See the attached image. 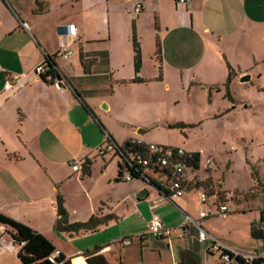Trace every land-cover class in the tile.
<instances>
[{"label": "crops", "instance_id": "0c3cea01", "mask_svg": "<svg viewBox=\"0 0 264 264\" xmlns=\"http://www.w3.org/2000/svg\"><path fill=\"white\" fill-rule=\"evenodd\" d=\"M10 1L0 0V213L46 236L71 264L79 257L89 264L97 256L120 264L121 256L111 255L114 248L124 251L134 238L141 248H149L150 240L153 248H174L177 241L180 260L184 255L191 264H200L197 251L206 252L209 242L198 244L197 232L181 227L187 215L199 218L190 198L192 191L205 190L198 184L210 181L223 193L212 175H188L192 185L186 194L169 199L144 182H118V158L100 157L96 148L107 135L119 146L134 140L152 144L139 137V132L144 136L152 130L146 121L152 108L149 93L187 86L191 91L205 84L222 87L230 69L235 84L251 70H243L235 57L238 65L230 62L231 47L237 49L241 41L254 50L252 59L258 66L264 59L263 0H191L182 6L175 0ZM139 3L143 10L135 14ZM70 24L77 29L75 38L64 30ZM134 36L142 53L140 82H133ZM63 47L72 56L57 60V65L69 86L37 78L35 68ZM80 52L96 53L89 74ZM8 81L12 85L5 90ZM75 160L82 163L81 171L73 170ZM59 196L70 223L92 216L114 219L94 232L63 233L69 243H58L50 236L58 219ZM204 208L210 210L209 205ZM153 216L169 230L161 239L149 235ZM210 218L202 221L204 229ZM127 223L141 230L114 232ZM2 231L0 246L13 243V231L0 225ZM129 238L128 246L118 242ZM99 247L103 249L94 254ZM20 249L17 245L0 252V264H8L12 256L21 263Z\"/></svg>", "mask_w": 264, "mask_h": 264}, {"label": "rangeland", "instance_id": "374dc122", "mask_svg": "<svg viewBox=\"0 0 264 264\" xmlns=\"http://www.w3.org/2000/svg\"><path fill=\"white\" fill-rule=\"evenodd\" d=\"M262 4L264 6V0ZM229 45H235L232 39H229ZM238 45L235 50L231 47L230 62L237 66L236 58L242 62L243 70L251 69L247 75H253V78L249 82L242 83L239 78L235 84L231 82L229 88L226 82L222 87L205 84L191 91L187 86L167 93H149L152 108L148 110L146 121L152 130L139 137L155 145L200 154V168L188 169V175L193 179L196 174L202 178L211 174L216 189L223 192L225 198L222 200L229 210L225 217H211L205 224L206 231H213L217 238L213 237L232 249L264 253V240L252 236L253 226L264 233L260 212L264 206V59L255 66L254 50L250 45L242 41ZM222 59L226 61L224 57ZM179 123L189 127H171ZM209 157L213 158L210 172L205 168ZM200 191L203 190L192 191L190 195L196 210L201 205ZM209 209L215 212V207L209 206ZM121 230L132 233L141 228L127 223L119 225L114 232L117 234ZM3 233L0 232V236ZM50 237L61 244L69 243L67 235L56 230ZM132 243L124 251L114 248L111 255L114 258L121 256L122 264L179 263L182 248H177V241L174 248H153L154 240L146 243L149 248H141L137 238L132 239ZM197 253L200 264L219 262L220 254L211 257L199 249ZM8 264L21 263L12 256L8 258Z\"/></svg>", "mask_w": 264, "mask_h": 264}, {"label": "built area", "instance_id": "2783aa9c", "mask_svg": "<svg viewBox=\"0 0 264 264\" xmlns=\"http://www.w3.org/2000/svg\"><path fill=\"white\" fill-rule=\"evenodd\" d=\"M180 6L188 4L191 0H175ZM143 10L141 3L135 7V14H140ZM24 28L28 29L27 24H24ZM64 30L68 36L75 38L77 36V29L75 25L70 24L64 27ZM55 61L57 60H68L72 56V52L67 48H61L55 55H53ZM58 67V65H57ZM58 76L52 73V69L46 62L39 64L35 70V76L45 82L63 87H68L67 80L61 74L59 68L56 69ZM13 81L20 82L18 76L12 77ZM12 82L8 81L5 85V90L11 88ZM132 145L147 150L149 157L143 158L135 156L129 152L124 146H119L112 141L109 136H106V142L96 148V153L100 157L114 154L121 155L125 158L126 163L132 169L135 175L130 171L126 170L123 172L121 182L141 181L150 186H154L159 192L166 198H180L183 197L188 188L192 185V181L188 179V161L191 159V154L187 153L179 148H168L155 144H148L142 141L134 140L130 141ZM131 150V149H130ZM155 156L153 160L151 156ZM213 162V158L209 157L205 161L206 170L210 169V165ZM135 163L138 168H135ZM72 168L75 172L82 170V163L80 161H73ZM137 178H136V177ZM195 183V182H194ZM201 208L199 209V218L195 219L189 215L186 216L185 221L182 225L183 230L193 229L197 232L196 240L198 244L204 246L206 242H209V246L204 250L209 254H220L218 264H264V253L258 251L242 252L240 250L232 249L231 247L225 246L222 242L217 240L215 237L210 235L202 226V221L214 216L225 217L228 215L229 210L225 203H221L218 200V195L210 194L208 191L203 190L199 194ZM206 205L215 207V212L206 210ZM156 206L153 207L155 209ZM262 218L264 220V206L260 209ZM149 235L156 239H161L169 234V230L165 228L162 221L158 216H153L148 224ZM119 243L124 246L130 245V240H120ZM13 243H15L13 241ZM0 246V252L9 251L15 248V245ZM62 258V253L56 250L50 257L49 261L51 264H71L70 259L66 257Z\"/></svg>", "mask_w": 264, "mask_h": 264}, {"label": "trees", "instance_id": "16d2710c", "mask_svg": "<svg viewBox=\"0 0 264 264\" xmlns=\"http://www.w3.org/2000/svg\"><path fill=\"white\" fill-rule=\"evenodd\" d=\"M160 45L158 44V56L160 53ZM95 54H88L80 52V60L81 64L84 68L85 74H89V67L91 64L95 61ZM47 65H49L52 69V73L58 76L57 73V62L55 61L54 56L46 55L45 60ZM134 67H135V74L136 78L133 80V82H140L141 80L137 77L139 74L141 67H142V53L140 44L137 41L136 37L134 36ZM235 77L233 71L230 69V74L228 76L227 80V86L229 88V85L231 84L233 78ZM45 83L51 84L50 82H47L44 80ZM76 96H78L80 99L82 98V95L80 92H75ZM88 108V107H87ZM89 110V108H88ZM191 126V125H190ZM172 128H178V129H185L189 127V125L184 123H179L177 125L171 126ZM125 148L129 150V152L135 156H142L143 158L149 157L147 150H145L142 147H139L137 145H132L130 142H127L123 145ZM131 149V150H130ZM118 158V178L117 181L121 182V177L123 175V172L128 170L133 175L134 172L132 169L128 166L126 163V160L123 156L117 155ZM152 159H155V156H151ZM135 168H138V166L133 163ZM188 168L198 170L200 167V154L193 153L191 154V159L188 161L187 164ZM136 177V176H135ZM137 178V177H136ZM199 187H203L205 191H208L210 194H217L218 200L221 203L223 202V193L216 192L211 185L210 181H204L200 184H198ZM154 187V186H153ZM225 198V197H224ZM58 219L55 224V230L60 233H68L70 235H78L82 232H94L99 227L107 225L110 221L114 219L112 215L108 216H92L88 221L86 222H75L70 223L69 222V216L68 212L66 211L64 207V200L62 196L58 197ZM261 212V211H260ZM261 222L264 223V220L262 218L261 214ZM0 225L9 228L13 233L11 234L13 241L18 245L21 249L18 253V259L21 261L22 264H51V262L48 260L49 257L56 251V247L54 244L44 235L41 233H38L37 231L33 230L29 226L3 214L0 213ZM252 236L256 239H263L264 240V233L262 230H259L255 226L252 227ZM103 248H96L94 254L100 252ZM63 255L62 258L63 259ZM89 264H108L106 260L102 256H97L93 258L92 260H88ZM192 260L182 255L181 260L179 264H191ZM122 264V262H120Z\"/></svg>", "mask_w": 264, "mask_h": 264}, {"label": "water", "instance_id": "95a60500", "mask_svg": "<svg viewBox=\"0 0 264 264\" xmlns=\"http://www.w3.org/2000/svg\"><path fill=\"white\" fill-rule=\"evenodd\" d=\"M251 79V77L249 75H245L243 76L242 78H240V82L242 83H246V82H249ZM69 86V85H68ZM63 87H67V86H63ZM145 132H139L140 135H143ZM81 258L85 263H87L82 257H79Z\"/></svg>", "mask_w": 264, "mask_h": 264}, {"label": "bare ground", "instance_id": "6f19581e", "mask_svg": "<svg viewBox=\"0 0 264 264\" xmlns=\"http://www.w3.org/2000/svg\"><path fill=\"white\" fill-rule=\"evenodd\" d=\"M74 264H85L81 258H77L74 260Z\"/></svg>", "mask_w": 264, "mask_h": 264}]
</instances>
